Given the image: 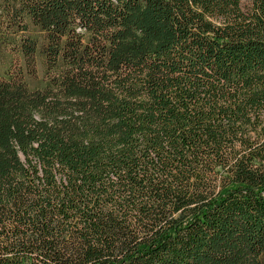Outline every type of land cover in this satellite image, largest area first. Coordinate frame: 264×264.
<instances>
[{
  "label": "trees",
  "instance_id": "1",
  "mask_svg": "<svg viewBox=\"0 0 264 264\" xmlns=\"http://www.w3.org/2000/svg\"><path fill=\"white\" fill-rule=\"evenodd\" d=\"M19 1L0 264H264V0Z\"/></svg>",
  "mask_w": 264,
  "mask_h": 264
},
{
  "label": "rangeland",
  "instance_id": "2",
  "mask_svg": "<svg viewBox=\"0 0 264 264\" xmlns=\"http://www.w3.org/2000/svg\"><path fill=\"white\" fill-rule=\"evenodd\" d=\"M0 19L2 20V23H0V73H4L8 67L12 64L14 65H24L26 67V60L24 58V52H27V49L24 50L22 48V44H24V47L26 48V44L30 43L34 39V26L30 25L27 27L21 26L19 23L16 26H12V24H4L3 21L6 22L8 19V12H12L14 7L18 5V3H21V1L18 0V2L14 3L12 0H0ZM238 6L240 9H243V1L238 3ZM29 15H23V20L30 21ZM10 19V18H9ZM86 34H90L89 30H86ZM26 79L28 80L29 84L33 86L35 83H39L43 81V76L41 74V71L39 67H34L29 72H25ZM59 97V96H57ZM28 117H35L38 120H41L43 118L42 110L31 107L25 111ZM264 122V110L263 112H260L259 119H252L251 128H244L242 132L239 135L240 137L245 138H255L260 130V127L262 123ZM252 132V133H251ZM233 146L238 149L239 142L238 140H233ZM222 169L219 166H216L214 168L213 173L211 172L210 175L212 178H214V182H217V176L218 172H220ZM209 176V177H210ZM216 179V181H215ZM216 185L213 184L212 188ZM201 190V189H200ZM205 190V189H204ZM203 189L201 190L203 193L206 192Z\"/></svg>",
  "mask_w": 264,
  "mask_h": 264
}]
</instances>
